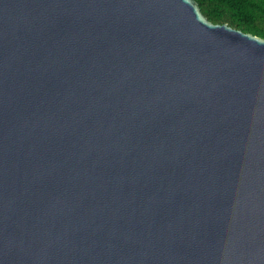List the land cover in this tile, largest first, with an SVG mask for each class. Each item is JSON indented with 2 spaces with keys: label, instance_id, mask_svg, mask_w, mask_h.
<instances>
[{
  "label": "water",
  "instance_id": "water-1",
  "mask_svg": "<svg viewBox=\"0 0 264 264\" xmlns=\"http://www.w3.org/2000/svg\"><path fill=\"white\" fill-rule=\"evenodd\" d=\"M0 264H264V37L0 0Z\"/></svg>",
  "mask_w": 264,
  "mask_h": 264
},
{
  "label": "trees",
  "instance_id": "trees-1",
  "mask_svg": "<svg viewBox=\"0 0 264 264\" xmlns=\"http://www.w3.org/2000/svg\"><path fill=\"white\" fill-rule=\"evenodd\" d=\"M213 23L228 25L264 37V0H196Z\"/></svg>",
  "mask_w": 264,
  "mask_h": 264
}]
</instances>
